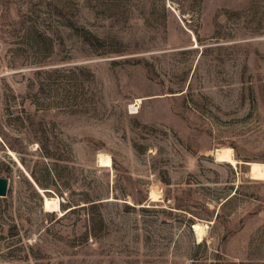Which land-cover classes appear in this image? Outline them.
<instances>
[{"label": "rangeland", "instance_id": "rangeland-1", "mask_svg": "<svg viewBox=\"0 0 264 264\" xmlns=\"http://www.w3.org/2000/svg\"><path fill=\"white\" fill-rule=\"evenodd\" d=\"M0 176V264H264V0H0Z\"/></svg>", "mask_w": 264, "mask_h": 264}, {"label": "bare ground", "instance_id": "bare-ground-1", "mask_svg": "<svg viewBox=\"0 0 264 264\" xmlns=\"http://www.w3.org/2000/svg\"><path fill=\"white\" fill-rule=\"evenodd\" d=\"M215 154H216V159L219 161H224V162L230 163L231 165H235V163H236V160L234 159L233 154H232V149L230 147H222V148L218 149ZM98 160H99V163L103 166H110L111 165V159L109 156H105V157L100 156ZM249 171H250V167H249ZM35 186L37 187L36 184H35ZM155 196L156 195L152 192V197H155ZM43 198H44L43 199V206H44L45 210H50V209L53 211L60 210L59 209L60 200L57 197H47V196L44 197L43 196ZM201 226L199 224L193 225V229L196 232L199 240L202 239V235H203V228Z\"/></svg>", "mask_w": 264, "mask_h": 264}, {"label": "water", "instance_id": "water-1", "mask_svg": "<svg viewBox=\"0 0 264 264\" xmlns=\"http://www.w3.org/2000/svg\"><path fill=\"white\" fill-rule=\"evenodd\" d=\"M7 186H8V179L0 176V197L6 195Z\"/></svg>", "mask_w": 264, "mask_h": 264}, {"label": "trees", "instance_id": "trees-1", "mask_svg": "<svg viewBox=\"0 0 264 264\" xmlns=\"http://www.w3.org/2000/svg\"><path fill=\"white\" fill-rule=\"evenodd\" d=\"M34 178V177H33ZM35 183V181H33ZM36 184V183H35ZM38 187V186H37ZM40 188V187H39Z\"/></svg>", "mask_w": 264, "mask_h": 264}]
</instances>
